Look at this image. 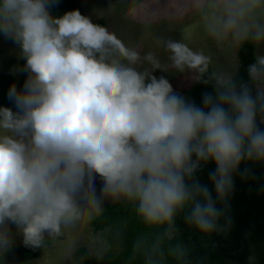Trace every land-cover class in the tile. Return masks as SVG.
<instances>
[{
    "label": "clouds",
    "instance_id": "obj_1",
    "mask_svg": "<svg viewBox=\"0 0 264 264\" xmlns=\"http://www.w3.org/2000/svg\"><path fill=\"white\" fill-rule=\"evenodd\" d=\"M58 4L0 0V36L24 61L9 74L25 76L7 90L13 107L0 106V261L13 228L25 247L42 249L102 215L106 201L132 205L160 230L134 242L142 264L183 261L190 250L172 243L177 218L204 236L226 231L234 177L252 175L241 164L264 163V56L243 81L210 71L211 58L186 43L163 41L171 68L211 87L197 105L154 74L168 70L156 53L129 46L79 10L53 15ZM208 7L214 36L264 40V0ZM209 163L203 183L197 173Z\"/></svg>",
    "mask_w": 264,
    "mask_h": 264
},
{
    "label": "trees",
    "instance_id": "obj_2",
    "mask_svg": "<svg viewBox=\"0 0 264 264\" xmlns=\"http://www.w3.org/2000/svg\"><path fill=\"white\" fill-rule=\"evenodd\" d=\"M71 10H79L85 15L78 0H59L52 11L53 15L59 16ZM92 20L104 25L101 18ZM238 58L239 67L232 76L247 81V67L256 59L252 40L240 42ZM24 79V75L13 77L7 71L0 70V106L13 107L7 99V90L12 83H16L18 88L22 87ZM174 90L194 100L197 105L201 104L205 92L212 91L210 86L197 83L187 89ZM244 168L250 169L252 175L248 179H241L237 173L234 177L235 186L228 212L230 227L226 231L204 236L178 217L179 234L172 243H182L190 250L189 256L183 261L168 257V264H264V163H242L241 171ZM213 170L214 165L209 163L198 172L201 182L207 183L208 173ZM220 223H224L223 219ZM89 224L94 232L105 229L103 235L108 249L101 256H95L85 247H79L74 258H81L83 264H142V258L133 254L134 242L142 234L151 239L160 231L145 226L136 217L132 205L123 201L105 203L103 214L94 217ZM39 252L40 249L32 250L22 242L16 243L0 264H22L36 258Z\"/></svg>",
    "mask_w": 264,
    "mask_h": 264
},
{
    "label": "rangeland",
    "instance_id": "obj_3",
    "mask_svg": "<svg viewBox=\"0 0 264 264\" xmlns=\"http://www.w3.org/2000/svg\"><path fill=\"white\" fill-rule=\"evenodd\" d=\"M85 16L103 19L104 25L117 34L129 46L143 52L152 51L168 66L166 72L157 70L154 74L165 75L174 89H187L195 82L190 73H178L171 68L168 53L162 42L168 39L186 43L196 51L211 58L212 71L233 75L239 67L238 48L242 40L214 36L209 31L211 9L208 0H78ZM257 16L264 24V11ZM255 57L264 56V40L255 41ZM24 61L19 49L12 41L0 36V70L22 67ZM13 76V75H12ZM13 76V77H19ZM101 184L97 181V190ZM106 201L105 203H112ZM105 229L94 232L88 220L75 229L66 230L59 238H48L45 247L31 261L22 264H83L81 258H74L79 247H85L91 255L101 256L108 243ZM14 244L22 242V235L13 228ZM74 242V247L71 245Z\"/></svg>",
    "mask_w": 264,
    "mask_h": 264
}]
</instances>
